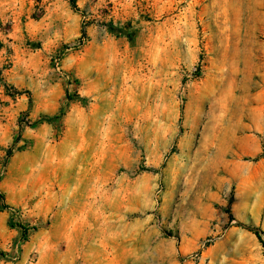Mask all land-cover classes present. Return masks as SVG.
<instances>
[{"label":"clouds","instance_id":"1","mask_svg":"<svg viewBox=\"0 0 264 264\" xmlns=\"http://www.w3.org/2000/svg\"><path fill=\"white\" fill-rule=\"evenodd\" d=\"M0 264H264V0H0Z\"/></svg>","mask_w":264,"mask_h":264},{"label":"rangeland","instance_id":"2","mask_svg":"<svg viewBox=\"0 0 264 264\" xmlns=\"http://www.w3.org/2000/svg\"><path fill=\"white\" fill-rule=\"evenodd\" d=\"M7 94H10V93H7Z\"/></svg>","mask_w":264,"mask_h":264}]
</instances>
